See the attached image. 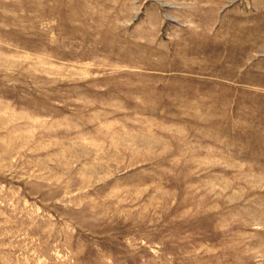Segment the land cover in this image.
Wrapping results in <instances>:
<instances>
[{
    "label": "rangeland",
    "instance_id": "rangeland-1",
    "mask_svg": "<svg viewBox=\"0 0 264 264\" xmlns=\"http://www.w3.org/2000/svg\"><path fill=\"white\" fill-rule=\"evenodd\" d=\"M0 264H264V0H0Z\"/></svg>",
    "mask_w": 264,
    "mask_h": 264
}]
</instances>
